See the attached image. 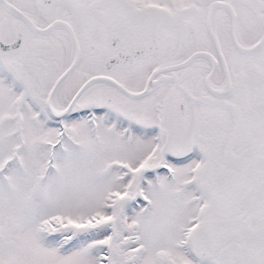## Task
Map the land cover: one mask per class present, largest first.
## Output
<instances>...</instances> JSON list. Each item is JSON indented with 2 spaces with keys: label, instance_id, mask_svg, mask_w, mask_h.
<instances>
[{
  "label": "snow or ice",
  "instance_id": "6c2138e0",
  "mask_svg": "<svg viewBox=\"0 0 264 264\" xmlns=\"http://www.w3.org/2000/svg\"><path fill=\"white\" fill-rule=\"evenodd\" d=\"M0 264H264V0H0Z\"/></svg>",
  "mask_w": 264,
  "mask_h": 264
}]
</instances>
